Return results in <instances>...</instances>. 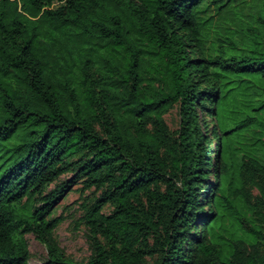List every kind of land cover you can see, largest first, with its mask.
<instances>
[{
    "label": "trees",
    "instance_id": "obj_1",
    "mask_svg": "<svg viewBox=\"0 0 264 264\" xmlns=\"http://www.w3.org/2000/svg\"><path fill=\"white\" fill-rule=\"evenodd\" d=\"M76 184L87 264H264V0H0V264Z\"/></svg>",
    "mask_w": 264,
    "mask_h": 264
},
{
    "label": "rangeland",
    "instance_id": "obj_2",
    "mask_svg": "<svg viewBox=\"0 0 264 264\" xmlns=\"http://www.w3.org/2000/svg\"><path fill=\"white\" fill-rule=\"evenodd\" d=\"M164 121L172 134L178 130L179 116L178 107L175 105L164 116ZM211 153H208V159L213 160L215 144L211 142ZM70 178V175L63 176L59 182ZM58 182V183H59ZM54 185L49 187L53 189ZM100 191L94 188L84 189L83 185L76 184L72 187L56 208L52 211L49 219L59 218L60 223L53 231V238L56 244L63 250L65 255L74 264H87L91 249L88 242V227L85 224V215L88 208L92 206L94 201L99 197ZM113 207L105 205L101 209V213L109 214ZM29 250V260L27 264H43L47 258L45 247L39 243L33 235L24 236ZM152 264V260L147 261Z\"/></svg>",
    "mask_w": 264,
    "mask_h": 264
}]
</instances>
